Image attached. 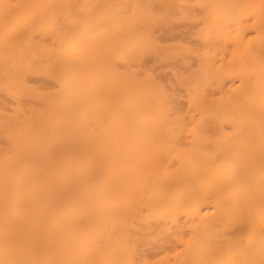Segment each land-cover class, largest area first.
<instances>
[{
  "label": "snow or ice",
  "instance_id": "6c2138e0",
  "mask_svg": "<svg viewBox=\"0 0 264 264\" xmlns=\"http://www.w3.org/2000/svg\"><path fill=\"white\" fill-rule=\"evenodd\" d=\"M88 7L97 15H106L108 9H119L126 18L119 32L107 36L96 48L89 50L76 36L83 17L78 12L62 9ZM140 5H61L6 3L0 0V22L3 23L5 74L0 86L15 94L25 90L30 74L48 69L55 76L53 91L43 98L41 117L50 126L63 123L71 109L77 113L70 134L104 151L85 156L68 155L59 163L63 175L70 178L66 191H75L76 199L66 200L63 192L56 191L43 177L57 163L62 152L64 137H50L47 129L22 142L19 134L13 136L4 125V148L0 150V214L5 231L0 244V264H159L139 251L140 233L132 231L135 221L151 216L159 210H170L175 222L183 212L193 217L198 229L209 216L218 223H226L235 210L220 205L217 194L201 181L184 189L183 176L177 163L169 164L167 144L170 135L161 129L166 122L177 120L169 110L171 89L162 87L151 71H145V57L153 47L152 22L142 20L134 9ZM216 11L205 17V26L211 31L204 34L215 40L217 47L232 55L211 61L205 70L201 60L192 65V79L187 81L189 97L195 108L206 106L207 96L236 101L258 88L261 103L258 113L249 111L248 123L241 128L237 122L225 119L223 132L235 140H246L243 159L225 151L221 166L224 174L219 182L235 191L237 200L245 201L246 216L237 226L228 243H221L227 233H221L215 244L206 243L199 231L176 229L165 233L163 239L174 237V254L182 259L177 264H264V0L257 4H217L199 6ZM22 9L34 11L23 14ZM223 10V11H221ZM39 33L47 37L44 53L26 51ZM259 38V57L249 60ZM57 51L70 52L73 60L66 62L55 55ZM212 80L219 91L206 93L202 80ZM237 89L235 96L232 95ZM88 103H82L85 93ZM221 107V106H216ZM258 125V127H257ZM189 125L184 122V127ZM29 128L33 125L29 124ZM194 135L201 129L191 125ZM114 151L123 157L126 187H117L107 180L106 163ZM185 157L178 154L183 167ZM199 163L193 158L192 173L198 174ZM176 172L172 181L153 177L166 170ZM216 182L214 178L211 183ZM83 194L84 199L79 198ZM217 200V206L210 203ZM208 204L205 208L204 205ZM33 207L43 216H65L69 219L87 209L86 220L78 217L79 237L77 250L82 259L54 260L45 258L38 234L27 230L22 222L30 217ZM259 231L257 259L252 236ZM233 252L243 258L224 256Z\"/></svg>",
  "mask_w": 264,
  "mask_h": 264
},
{
  "label": "bare ground",
  "instance_id": "6f19581e",
  "mask_svg": "<svg viewBox=\"0 0 264 264\" xmlns=\"http://www.w3.org/2000/svg\"><path fill=\"white\" fill-rule=\"evenodd\" d=\"M6 3L22 5L30 4H61V5H140L134 11L142 20L152 22L154 43L151 51L145 57L143 69L151 71L162 87L171 89V104L169 110L175 112L177 120L166 122L161 131L170 135L171 142L167 144V151L171 153L168 157L169 164L177 163L178 169L183 176L181 188L195 185L201 181L210 182V187L217 194L220 205L235 210V215L226 223H218L216 218L209 216L197 229L193 224L190 214L181 212L176 221L170 218V210H159L151 216H144L135 221L131 226L132 231L140 233L139 251L150 260L158 261L159 264H177L183 257L172 251L173 240L163 239L165 233L174 232L176 229L184 231L197 230L202 239L208 244H215L221 233H227L221 243H228L232 235H243L235 233L237 226L245 219V201L237 200L235 191L227 184L219 182L224 174L221 161L225 151L230 150L235 158L243 159L246 154V140H235L228 133L222 131L227 118L229 122L235 121L243 128L248 123L249 111L258 113L261 103L258 88L251 90L247 95H240L236 101L229 102L227 98H213L207 96L206 106L195 108L189 97V88L186 82L192 79V65L197 67L201 60L205 62V70L211 67V61L223 56L232 55L223 48L216 45L215 40L209 35L204 38L205 33L211 31V26H205V17L214 13L215 9H202V4H259L260 0H4ZM23 14L34 10L22 9ZM70 13H77L83 17L77 26L76 36L87 49L98 47L103 40L119 32L121 26L126 23V18L119 16V9H108L106 15H97L95 10L82 7L80 9H62ZM223 11V10H221ZM47 37L39 33L32 41L31 46L26 49L29 53H37L38 59L47 60L44 53ZM259 38L253 41L255 53L248 59L254 60L259 57ZM56 56L71 63L73 57L70 52L57 51ZM5 74L4 37L3 23L0 22V80ZM29 83L25 90L15 94L6 92L0 86V150L4 148V125L8 123V130L13 136L19 134L22 142L37 135L40 129H47L50 137H64L62 152L57 157V163L51 166L50 171L43 177L50 181L56 191L63 192L66 200L77 198L75 191H66L65 185L70 178L63 175L62 166L59 163L65 156H85L95 151L100 156L104 147L96 145L93 147L86 141L78 139L70 134L72 123L77 113L71 109L67 113L63 123L59 126H50L41 117V104L43 98L53 91L55 83L54 74L44 68L29 76ZM201 88L206 93L218 92L219 88L212 80H202ZM237 89L232 95L235 96ZM85 105L88 103V93H85ZM221 106V107H216ZM184 122L189 126L184 127ZM31 124L33 127L29 128ZM201 129L202 135H194L191 125ZM258 127V125H257ZM178 154H183L185 159L183 167L178 162ZM195 158L199 163L198 174L192 173V161ZM2 159V157H0ZM123 157L118 151H114L111 159L106 163L107 180L117 187H126L127 180L123 170ZM176 172L168 169L153 177L154 181H172ZM216 182L211 183L213 179ZM2 187V177H0ZM81 200L83 194H79ZM213 207L217 206L214 198L211 202ZM205 208L208 207L206 203ZM87 209L75 213L71 219L65 216L46 217L43 216L38 207H33L28 220L22 222L27 230L31 228L38 234L39 244L45 258L54 260H77L83 257L77 250L79 237L78 217L86 220ZM5 223L0 214V244L3 242ZM256 245V258H259V231L252 236ZM225 259L240 258L233 252H228Z\"/></svg>",
  "mask_w": 264,
  "mask_h": 264
}]
</instances>
